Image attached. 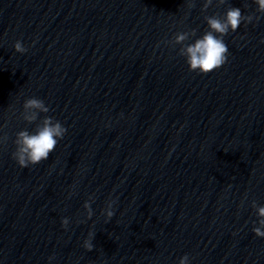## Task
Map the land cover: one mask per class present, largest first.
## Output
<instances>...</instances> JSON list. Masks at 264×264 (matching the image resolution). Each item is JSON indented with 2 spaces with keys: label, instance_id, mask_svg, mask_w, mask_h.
Masks as SVG:
<instances>
[{
  "label": "clouds",
  "instance_id": "9594fccd",
  "mask_svg": "<svg viewBox=\"0 0 264 264\" xmlns=\"http://www.w3.org/2000/svg\"><path fill=\"white\" fill-rule=\"evenodd\" d=\"M257 5L256 12L264 14V0H253ZM226 0H215V6L224 5ZM214 0H204L201 12H207L212 7ZM186 6L189 10L195 7L194 0H186ZM248 7L247 4L244 5ZM204 19L208 25L202 37L195 39L193 43H186L190 38L196 36V29L188 31L177 32L171 40H165L166 45L175 47L181 45L179 54L185 58L189 67V71L197 72L198 74H208L213 70L219 69L228 61L229 48L225 43V37L230 32H235L243 23L245 26L252 23L253 20H259L260 17L255 14H243L241 8L229 6L223 17L217 15H205ZM159 46V45H158ZM15 51L24 54L28 48L24 46L22 41L17 40L13 45ZM50 108L46 106L42 99L32 97L28 98L23 103L22 118L27 123L36 122L41 113H48ZM67 132V128L62 123L51 116H44V118L37 125L34 133L27 130H21L16 133L15 151L12 153V158L17 162L21 168H28L35 166L44 160H47L49 154L53 152L60 140H62ZM8 137L6 134L0 135V145L6 144ZM246 198V197H245ZM94 196H89L88 200L83 204L86 211V219L77 221V223H84L87 219L93 216V209L91 207L94 201ZM115 200H109L106 207L102 210L105 216V222H109L115 215L114 205ZM251 207L255 210L258 217L254 221L252 228L256 237L264 238V206H258L256 201L251 202ZM69 218L65 217L61 220V226L67 230L69 226ZM95 237L94 231H89L87 238L83 241V248L87 251L94 249L93 240ZM55 259V256H49L48 261ZM190 256L185 254L179 260V264H190Z\"/></svg>",
  "mask_w": 264,
  "mask_h": 264
}]
</instances>
